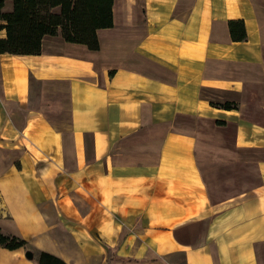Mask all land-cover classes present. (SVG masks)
Masks as SVG:
<instances>
[{"label":"crops","instance_id":"0c3cea01","mask_svg":"<svg viewBox=\"0 0 264 264\" xmlns=\"http://www.w3.org/2000/svg\"><path fill=\"white\" fill-rule=\"evenodd\" d=\"M112 18L98 49L0 54V231L27 242L0 264H264V0Z\"/></svg>","mask_w":264,"mask_h":264},{"label":"trees","instance_id":"16d2710c","mask_svg":"<svg viewBox=\"0 0 264 264\" xmlns=\"http://www.w3.org/2000/svg\"><path fill=\"white\" fill-rule=\"evenodd\" d=\"M0 0V54H37L43 35H60L66 41L83 43L98 49L96 31L113 24V0H12V9L3 11ZM231 37H245L243 21L230 20ZM224 108L235 103L219 104ZM26 240L0 231V245L15 249L26 245ZM38 264H65L61 259L40 252Z\"/></svg>","mask_w":264,"mask_h":264},{"label":"water","instance_id":"95a60500","mask_svg":"<svg viewBox=\"0 0 264 264\" xmlns=\"http://www.w3.org/2000/svg\"><path fill=\"white\" fill-rule=\"evenodd\" d=\"M25 256H26L27 258H32V257H33V253H32V251L29 250V249H27V250L25 251Z\"/></svg>","mask_w":264,"mask_h":264}]
</instances>
